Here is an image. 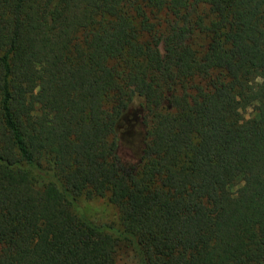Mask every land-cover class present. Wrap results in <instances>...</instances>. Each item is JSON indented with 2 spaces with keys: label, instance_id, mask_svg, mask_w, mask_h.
Returning a JSON list of instances; mask_svg holds the SVG:
<instances>
[{
  "label": "trees",
  "instance_id": "trees-1",
  "mask_svg": "<svg viewBox=\"0 0 264 264\" xmlns=\"http://www.w3.org/2000/svg\"><path fill=\"white\" fill-rule=\"evenodd\" d=\"M123 247L264 264V0H0V264H119Z\"/></svg>",
  "mask_w": 264,
  "mask_h": 264
},
{
  "label": "rangeland",
  "instance_id": "rangeland-1",
  "mask_svg": "<svg viewBox=\"0 0 264 264\" xmlns=\"http://www.w3.org/2000/svg\"><path fill=\"white\" fill-rule=\"evenodd\" d=\"M204 43L201 38L198 40L197 46L202 48V44ZM252 110L247 112V116L250 115ZM135 126V125H133ZM120 138L122 139L121 143V157L122 161L126 165H131L135 162L137 158V154L139 153V149L141 147V135H139L134 127L125 128L120 133ZM241 184V183H240ZM239 183L232 187L233 191H236L240 185ZM80 205L87 214L88 218L96 223H109L115 224V226L119 227V212L117 207L111 204L105 198H85L81 197L79 199ZM119 264H138V260L136 256L128 249L123 247L119 251L118 256Z\"/></svg>",
  "mask_w": 264,
  "mask_h": 264
}]
</instances>
